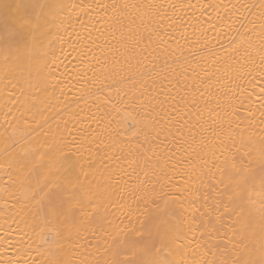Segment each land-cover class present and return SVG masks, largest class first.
<instances>
[{
  "label": "snow or ice",
  "instance_id": "6c2138e0",
  "mask_svg": "<svg viewBox=\"0 0 264 264\" xmlns=\"http://www.w3.org/2000/svg\"><path fill=\"white\" fill-rule=\"evenodd\" d=\"M66 6L60 0H0V55L5 78H15L17 72L30 67L40 50H44V56L52 51L51 23ZM85 7L90 9L92 5ZM127 7L113 5L114 9ZM238 35L243 43L244 34ZM88 39L91 41V34ZM138 45L139 41L131 49L122 45L120 70L126 71L127 77L115 78L116 65L121 63L115 60L109 88L116 86L117 93L121 91L119 85L125 79L134 80L137 72L148 75L140 70L147 57L142 53L137 57ZM260 53L264 66V45ZM98 71L93 70V77ZM152 72L159 75L155 66ZM81 79L87 83L83 76ZM180 91L185 94L171 104L167 115L175 124L169 122L165 136L166 140L171 136L176 150L167 148L172 154L165 153L166 162L159 172L153 170L155 182L148 181V172L144 173L145 179L135 184L132 203L127 205H118L113 199L116 189L89 179L94 172L91 163L85 170L83 141L78 143L70 131L71 139L63 133L49 136L50 129L45 131L49 118L35 103L25 104L17 98L19 117L11 108L4 113L5 124H11L9 115L16 124L13 133L4 138L5 160L0 162V170L9 174L10 187H18L23 193L18 202L28 210L40 246H47L48 258L43 264H264V137L257 142L238 132L239 126L233 127L230 118L206 104L201 107L197 93L200 98L204 93L198 87L193 90L192 85L185 84ZM124 112L121 119L106 113L111 117L108 123L115 119L119 126L114 131L122 141V155L126 153L133 162L142 159L145 165L158 160V139L165 131L160 120L147 110L142 114L137 106L132 111L126 106ZM115 115H120L119 110ZM171 127H176L174 134ZM177 175L179 184L174 181ZM136 192L142 194L137 196ZM119 198L124 199L122 195ZM109 205L118 208L120 215L109 217ZM225 216L233 218L227 225L232 233V256L216 260L217 252H226L225 247L214 243L225 229ZM89 232L103 239V251L97 252L101 258L94 262L71 258L73 246L78 250L77 241ZM209 253L213 259H206ZM187 256L192 259H184Z\"/></svg>",
  "mask_w": 264,
  "mask_h": 264
},
{
  "label": "bare ground",
  "instance_id": "6f19581e",
  "mask_svg": "<svg viewBox=\"0 0 264 264\" xmlns=\"http://www.w3.org/2000/svg\"><path fill=\"white\" fill-rule=\"evenodd\" d=\"M60 2L67 6L56 14L51 23L52 51L47 56H44L43 49L40 50L30 67L17 72L15 78H5L3 56L0 55V162L5 160L4 138L13 133L16 124L12 115L8 116L11 124H5L4 113L11 108L19 117V102L35 103L42 110V115L49 118L45 131L50 129V137L63 133L71 139L70 131L78 143L83 141L81 151L85 170L91 163L94 172L89 179L94 184L98 182L116 189L113 199L118 205L132 203L131 193L135 184L145 179L144 173L148 172V181L155 182L153 170L159 172L164 166L167 148H172L173 152L176 150L171 136L165 139L169 122L175 124L167 113L171 111V104L185 94L180 91L185 84L192 85L193 90L198 87L204 93L202 98L197 93L201 107L206 104L221 116L230 118L233 127L239 126L238 132L257 142L264 137V117L261 116L264 112L261 107L264 104V66L260 59V49L264 45V0ZM72 4L77 7L73 9ZM89 4L92 5L90 9L85 7ZM105 5L108 7H103ZM113 5L129 7L114 9ZM238 33L244 34L243 43H240ZM136 41H139L135 48L137 57L141 53L147 57L140 70L148 75L141 76L137 72L134 80L125 79L119 85L121 91L117 93L116 86L109 88L113 65L116 59L120 60L121 63L116 65V79L127 77L128 73L120 70L124 60L120 53L124 52L122 45L131 49ZM234 48L238 50L234 51ZM135 63L133 59L132 64ZM153 66L158 76L152 72ZM94 69L99 70L96 77H93ZM82 76L87 83L81 79ZM94 79L97 81L95 84ZM153 105L157 106L153 108ZM126 106L128 111L137 106L142 114L147 110L149 115L160 120L165 131L158 139V160L145 165L142 159L133 162L126 153L122 155V141L114 130L119 127L115 119L125 115ZM118 110L120 115L116 116ZM106 113L115 117L111 125L108 123L111 117ZM132 114L136 115L135 112ZM176 127L170 129L173 134ZM174 181L181 183L180 176H175ZM10 185L9 174L0 170V264H43L48 258L47 246H40V238L32 230L28 210L18 202L23 199V193ZM135 194L139 196L142 193ZM121 195L123 200L119 198ZM108 213L109 217L120 215L118 208L111 205ZM232 219L224 217L225 229L214 242L226 248L224 254L217 252L216 260L232 256L233 245L229 243L232 233L227 227ZM258 239L257 236V247ZM77 243L80 247L77 250L73 246V252L69 254L71 258L93 262L101 258L97 252L98 249L103 251V239L98 240L89 232L82 234ZM184 259L191 260L192 257ZM206 259H213L212 254L209 253Z\"/></svg>",
  "mask_w": 264,
  "mask_h": 264
}]
</instances>
